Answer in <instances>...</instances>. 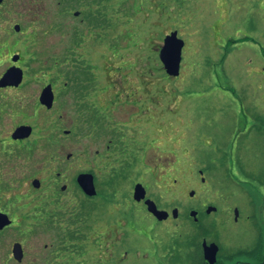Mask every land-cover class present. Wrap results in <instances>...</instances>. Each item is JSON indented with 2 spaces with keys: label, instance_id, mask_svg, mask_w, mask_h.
Returning a JSON list of instances; mask_svg holds the SVG:
<instances>
[{
  "label": "rangeland",
  "instance_id": "obj_1",
  "mask_svg": "<svg viewBox=\"0 0 264 264\" xmlns=\"http://www.w3.org/2000/svg\"><path fill=\"white\" fill-rule=\"evenodd\" d=\"M174 28L185 45L180 74L170 76L160 47ZM14 51L23 59L14 62ZM13 63L26 79L0 87V209L14 218L0 233V264H38L73 239L82 264H191L189 245L199 253L204 238L220 244V264H241L234 251L242 238L264 240V182L250 174L264 165H249L257 149L238 148L251 135L264 139V0H4L0 76ZM92 72L95 92L84 91L86 79L79 94L70 88L73 74ZM49 79L53 108L39 99ZM86 94L103 106H78ZM20 123L32 132L13 139ZM84 168L98 173L93 204L62 190L64 181L54 185L62 208L83 201L82 233L67 238L62 208H51L52 196L32 179L45 184L60 170L70 181ZM136 181L169 218L134 198ZM210 203L217 210L208 213ZM36 204L50 208L43 222H35ZM16 240L26 251L21 261L12 255Z\"/></svg>",
  "mask_w": 264,
  "mask_h": 264
},
{
  "label": "flooded vegetation",
  "instance_id": "obj_2",
  "mask_svg": "<svg viewBox=\"0 0 264 264\" xmlns=\"http://www.w3.org/2000/svg\"><path fill=\"white\" fill-rule=\"evenodd\" d=\"M4 1V0H3ZM2 1V2H3ZM84 1V0H82ZM2 4V3H0ZM76 15H80L81 14V10L77 9L75 10L74 12ZM81 19L83 20V22L87 19L86 17L82 16L81 14ZM82 22V23H83ZM21 58L23 59V55L21 54ZM91 76H88L86 77L84 75V78L82 79L84 81V79H86V88L84 89V91H91L92 89L95 88L94 92L97 90V84H98V77L96 76V73L95 72H92ZM25 79L26 77L23 76V80H22V83L25 82ZM122 81H120L118 83V85H120ZM47 83H52V86H53V89H54V93H55V96H54V102H53V106L56 102V99H57V92H56V89H55V81L51 80L50 79L48 81H46L44 84H43V87L47 84ZM67 83L68 81H65L64 84L67 88ZM21 84L19 86H16V87H20ZM70 88L73 87V81H72V84L69 85ZM6 87H9V86H6ZM42 87V88H43ZM73 90H75L74 88H72ZM82 91V90H81ZM94 92H92L91 94H93ZM123 93V92H122ZM121 91L119 92L120 94V97H123ZM83 99H81V101L79 102L78 106L81 105L82 103L84 104L83 106H81V108H86L87 105H85L84 102H87L89 103V105L92 107V108H95L98 109L100 105L103 106V104H98L96 103V101H89L90 97H89V94H86L85 95H82ZM87 99V101H86ZM111 105H113V103H111ZM110 105V106H111ZM53 106L51 108H53ZM88 113V111L86 112ZM92 114V115H91ZM93 112L91 111L90 114H87L85 115V113H80L81 116H84V118L86 117H90V116H93ZM100 120V117H96L94 119V121H99ZM171 140V144L172 145L174 142H173V139H170ZM116 151H120V155L119 156H122L123 154L126 155L128 153V150H127V146L125 147H121V148H117ZM171 152L175 153L176 154V151H175V147L172 146V150ZM71 156V155H68V157ZM82 172H91L93 174V177H94V183H95V186H96V193L95 194H88L85 192V190L82 188V185L80 184V182H78L77 180V177L80 173ZM66 171H56L55 172V175L51 176L50 177V181L48 183H43V179L38 177L40 179V185L39 186H35L36 189H43V190H46L45 191V194L44 196L47 197V201L49 200L48 199V196H52V199H51V202H50V205H51V208L53 205H56V206H59L60 205V208H62L61 206V199L58 198L57 196V191L56 189L54 188V185L56 184H60L62 181H64L62 184H61V189L62 190H70V188H73V190H75V193H73V197L78 199L80 201V199H83V201H87V202H90L93 204V201L95 202V199L99 196V193H100V190L98 189V185H99V181H98V173L96 172V170H94L93 168H84V169H81L80 171H78L77 173L75 174H71V180L69 181L68 178H67V175H66ZM65 177V178H64ZM201 179L204 181L206 179V177L204 175L201 176ZM138 182V181H136ZM72 183V184H71ZM73 186V187H72ZM66 194H68L66 192ZM105 198L109 199L108 196H106V194H104ZM82 201V202H83ZM144 201V199H143ZM80 203V202H73V203H70L68 201H63V204L65 205L64 208H62V217H61V220L63 221L62 225L64 227V230H65V235H67V238L68 237H75L77 235V238L80 236L79 234L82 233V231H80V225H79V221L82 216V214L84 213V207H83V203ZM211 204V203H210ZM36 208V213L34 215L35 217V222L37 223L38 221H44L47 217L51 216L49 215L50 213V208H48L47 206H38L37 204L35 205ZM238 207V206H235L234 207V211H235V208ZM239 209V208H238ZM198 211V210H197ZM48 212V215H45V213ZM240 212V210H239ZM170 217V213L168 215L167 218ZM239 218V216H238ZM238 218H236V216L234 215V219L237 220ZM140 230H143V228L141 227ZM144 232V231H143ZM250 238H242V241L239 242V247L236 249L240 252V261L239 263L241 264H264V240H263V236L262 234H257L255 236V241H250ZM206 239L208 242L210 241H215V240H208L207 238H204ZM203 239V240H204ZM203 240L201 242V250H202V255H203V258H204V261L205 262H208L205 257H204V254H203ZM77 240L73 239L71 242V245H69L67 242L64 243V246L58 250H55L54 252L52 253H48V255H46L43 259H40V262H38V264H41V263H44V264H82V257L79 256V253H80V247H79V244L76 243ZM78 242V241H77ZM195 242V241H194ZM194 242H192L191 244L193 245ZM73 244H76V246H73ZM219 244V243H218ZM48 246V245H47ZM220 244H219V249H220ZM234 250V249H233ZM26 254V251H25V247H24V256ZM111 255H113L112 253H110ZM220 256V250L218 251V258ZM107 257H109V255H107ZM109 261L111 260L110 258H108ZM37 260V258H36ZM218 260V259H217ZM111 262V261H110ZM112 263V262H111Z\"/></svg>",
  "mask_w": 264,
  "mask_h": 264
},
{
  "label": "water",
  "instance_id": "obj_3",
  "mask_svg": "<svg viewBox=\"0 0 264 264\" xmlns=\"http://www.w3.org/2000/svg\"><path fill=\"white\" fill-rule=\"evenodd\" d=\"M3 0H0V3ZM16 30H20L21 24L19 22L14 24ZM185 44V40L183 37L178 35L177 29H172L170 32L166 33L163 39L162 46L160 47V58L162 59L166 71L171 76H177L180 74L181 70V62H182V50ZM13 61H17L21 58V54L19 52H14L11 56ZM24 76V70L20 65L13 63L9 65L0 76V86L5 87L8 85L18 86L20 85ZM54 89L52 83H47L41 90L39 98L40 101L46 104L47 107H51L54 102ZM33 126L29 123H21L17 125L12 131L11 135L13 138H24L31 134ZM202 173L203 170L201 169ZM78 182L82 185V188L88 194L96 193V186L94 183V177L91 172H82L77 177ZM32 183L35 186L40 185V179L35 177L32 179ZM195 189H191L189 191L190 195L195 194ZM146 186L138 181L134 186L133 196L136 200L144 199L147 204V208L151 211L158 219H164L169 215V211L164 208L158 207L156 201L147 196ZM217 206L213 204H209L207 206V212H211L212 210H216ZM179 212L178 207H174L172 213L174 216H177ZM197 210L192 209L191 214L197 219ZM239 209L235 208V216L238 218ZM13 221L10 214L6 211L0 210V230L5 226L11 224ZM203 254L205 259L213 264L218 259V251L219 244L216 241L208 242L206 239L203 240ZM13 255L17 260H22L24 257V246L21 241L17 240L13 242L12 246Z\"/></svg>",
  "mask_w": 264,
  "mask_h": 264
},
{
  "label": "trees",
  "instance_id": "obj_4",
  "mask_svg": "<svg viewBox=\"0 0 264 264\" xmlns=\"http://www.w3.org/2000/svg\"><path fill=\"white\" fill-rule=\"evenodd\" d=\"M84 77H82V75L81 74H78V73H75V74H73V77L71 78L72 79V81H73V87H74V89H75V91L77 92V94H79L80 92H81V90H82V82H83V79ZM258 128V130L262 133V132H264L263 130H262V126H258L257 127ZM253 135H251V136H249L248 137V141H247V143L245 142V143H241V144H239V149H250V150H252V151H254V150H256L257 149V155L256 156H254V157H251V159L248 161L249 162V165H255V164H262L263 163V165H264V161H263V156L262 155H264L263 153H264V139H258L257 137V140L256 139H253L254 137H252ZM247 137V136H246ZM15 141V140H14ZM235 141H233V143H234ZM8 147H9V149H14V147H11V146H8L7 144H5L4 145V150H5V152L6 151H8ZM260 156L262 157V158H260ZM258 165V166H259ZM242 167H244V169H245V166L244 165H241ZM124 170V169H123ZM123 170L122 171H120V173H124L123 172ZM227 170V169H226ZM263 170H264V167H262L261 169L258 167V170H257V172L256 173H254V172H252V173H250L253 177L255 176V174H257V176L258 177H256V178H258V179H260V178H262L261 180L264 182V172H263ZM229 171H230V173H231V170L230 169H228L227 170V176H230V173H229ZM244 172H246L247 173V171L246 170H244ZM118 173H119V171H118ZM248 174V173H247ZM250 175V176H251ZM5 228V227H4ZM3 228V229H4ZM3 229L2 230H0V233L3 231ZM199 233V231L197 232V234ZM194 234H196L195 232H194ZM202 234H206V232H205V230H203L202 229ZM193 235V234H192ZM194 244H195V246H196V242H194ZM198 244V243H197ZM192 244H190L189 245V249H188V253H187V257L189 258V260H190V262H191V264H210L209 262H205L204 261V258H203V255H202V251L201 252H192ZM199 246H200V243H199ZM198 246V247H199ZM234 253L236 254V255H239L240 254V252L238 251V250H235L234 251ZM178 255H180V254H178ZM194 260H196L195 262H194ZM194 262V263H193ZM213 264H220V262H219V258H218V260L215 262V263H213Z\"/></svg>",
  "mask_w": 264,
  "mask_h": 264
},
{
  "label": "bare ground",
  "instance_id": "obj_5",
  "mask_svg": "<svg viewBox=\"0 0 264 264\" xmlns=\"http://www.w3.org/2000/svg\"><path fill=\"white\" fill-rule=\"evenodd\" d=\"M200 170H201V169H200ZM146 190H147V189H146ZM206 209H207V208H206ZM216 210H217V209H216ZM212 211H215V210H212ZM212 211H211V212H212ZM206 212H207V210H206ZM208 213H209V212H208ZM197 214H198V212H197ZM238 216H239V215H238ZM167 217H168V216H167ZM167 217H166V218H167ZM164 219H165V218H164Z\"/></svg>",
  "mask_w": 264,
  "mask_h": 264
}]
</instances>
